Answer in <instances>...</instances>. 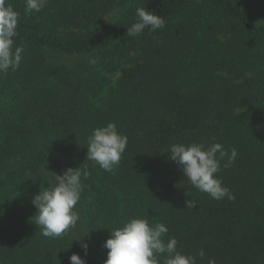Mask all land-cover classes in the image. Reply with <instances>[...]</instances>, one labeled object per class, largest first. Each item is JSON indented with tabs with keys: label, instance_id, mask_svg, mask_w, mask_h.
<instances>
[{
	"label": "trees",
	"instance_id": "trees-1",
	"mask_svg": "<svg viewBox=\"0 0 264 264\" xmlns=\"http://www.w3.org/2000/svg\"><path fill=\"white\" fill-rule=\"evenodd\" d=\"M8 3L24 53L0 74V264H69L73 253L105 264L109 231L129 218L165 224V242L197 264H264V0H48L31 14ZM139 7L166 27L129 37ZM110 122L128 137L111 173L87 159L88 137ZM193 142L237 150L217 174L234 200L198 191L168 159L170 145ZM54 156L90 173L77 228L56 239L31 203L55 182ZM87 234L84 257L75 240Z\"/></svg>",
	"mask_w": 264,
	"mask_h": 264
},
{
	"label": "clouds",
	"instance_id": "clouds-1",
	"mask_svg": "<svg viewBox=\"0 0 264 264\" xmlns=\"http://www.w3.org/2000/svg\"><path fill=\"white\" fill-rule=\"evenodd\" d=\"M48 0H25V13H39L47 6ZM136 22L127 29V35L140 36L145 29L155 32L166 27L163 17L146 10L145 7L136 9ZM20 14L14 10L8 0H0V74H6L10 69L16 71L23 59L24 48L17 45L19 36L18 24ZM95 63V61H93ZM128 144L127 135L121 134L114 122L93 129L88 137L87 159L94 161L107 172H113L121 162ZM168 159L174 162L183 172L191 185L211 199L222 201L227 198L234 200L230 189L223 186L218 177L221 161L227 157L223 167H230L238 155L232 148L225 150L219 143L206 147L203 143L193 142L185 145L174 143L168 149ZM89 172L79 168H67L61 175H55V182L47 185L32 198V205L37 209L32 218L41 234L47 238H62L76 229L80 215L76 208L81 200ZM187 208H194L196 202L186 201ZM110 238L102 245L107 249L105 264H197V257L182 253L178 250V241L170 238L163 239L168 228L163 223L154 226L147 219L129 218L122 225L112 229ZM89 234V233H88ZM84 235L79 240V247L84 257L88 256L90 237ZM204 250L198 252L201 260ZM69 264H87L86 259L73 253ZM207 264H216L209 258Z\"/></svg>",
	"mask_w": 264,
	"mask_h": 264
},
{
	"label": "rangeland",
	"instance_id": "rangeland-1",
	"mask_svg": "<svg viewBox=\"0 0 264 264\" xmlns=\"http://www.w3.org/2000/svg\"><path fill=\"white\" fill-rule=\"evenodd\" d=\"M125 12H126V9H123V8L113 11L112 13H110L109 15L103 18L102 24L103 25H114L124 16ZM262 24L264 25V20L262 21ZM66 60L67 58L59 59L60 62H64ZM119 77H120V74H118L115 78L118 79ZM47 169L49 170V173L51 175H54V174L61 175L64 171L62 170L64 169L62 163L59 162V160L55 156L51 158L49 167Z\"/></svg>",
	"mask_w": 264,
	"mask_h": 264
}]
</instances>
